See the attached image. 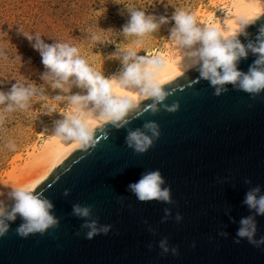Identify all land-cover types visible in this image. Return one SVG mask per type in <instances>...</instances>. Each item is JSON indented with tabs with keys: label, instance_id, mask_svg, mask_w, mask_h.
<instances>
[{
	"label": "water",
	"instance_id": "water-1",
	"mask_svg": "<svg viewBox=\"0 0 264 264\" xmlns=\"http://www.w3.org/2000/svg\"><path fill=\"white\" fill-rule=\"evenodd\" d=\"M260 23L264 16L246 28L249 38ZM255 58L249 54L238 69L247 72ZM198 75L191 70L165 85L173 89L165 103L178 101L179 111H148L128 125L135 129L147 120L160 125L161 136L147 153L135 154L126 146V130L110 124L98 127L94 148L71 151L37 186L53 203L60 227L25 239L15 232L22 222L17 217L0 238V264H264V245L234 243L241 217L252 214L242 203L245 193L256 185L264 193V93L252 100L227 85L229 91L217 97ZM155 169L164 186H171L174 203L140 202L128 191L127 185ZM65 189L70 195H63ZM75 203L94 205L93 216L112 225L111 231L85 239L84 221L72 215ZM165 208L171 216L161 223ZM256 221L259 239L264 216ZM164 237L170 247H179L178 256L160 255Z\"/></svg>",
	"mask_w": 264,
	"mask_h": 264
},
{
	"label": "clouds",
	"instance_id": "clouds-1",
	"mask_svg": "<svg viewBox=\"0 0 264 264\" xmlns=\"http://www.w3.org/2000/svg\"><path fill=\"white\" fill-rule=\"evenodd\" d=\"M264 16V11L257 6L249 16L237 18L235 24L227 15L223 20L210 17L207 22L198 21L197 14L187 8H175L171 15L174 26L171 27L165 47L169 45L180 52L178 62L184 72L195 70L198 79L209 82L214 96H221L229 91L227 85L234 90L247 93L252 100H256L264 93V23H260L254 38H249L246 31L249 25ZM169 23L167 15L146 14L142 9L128 8L127 22L122 26L125 37H134L130 47L123 50L120 57L122 69L118 74L105 76L102 70L92 66L81 55V50L75 44L66 41H57L51 44L41 39L40 33L23 32L24 37L32 43L41 57L45 72L41 75L42 81L52 90H59L51 99L45 88L36 84L27 85L17 82L7 91H0V127L7 120L9 114L26 112L30 108V101H46L43 105L49 114L58 112L62 119L55 121L50 134L64 144L76 145L82 149L94 148L97 144V122L110 124L114 129H125L126 146L137 155H143L154 147L161 136L160 125L154 120H147L142 127L132 129L128 127L133 119L145 112L152 115L162 110L176 113L180 109L178 101L172 104L165 103L173 89L165 87L174 77L161 79L160 73L167 65V60L162 52H149L144 50V55L138 54V49L143 48V41L152 34L157 33L162 25ZM91 33L92 43L101 42L103 36L94 30ZM245 37L247 43L239 38ZM249 54L256 57L249 65L247 72L238 69L241 60H247ZM0 58L7 59L5 51L0 48ZM180 72L175 75H180ZM83 90L82 93L71 94V88ZM150 101V103L142 102ZM61 102L64 106L61 107ZM251 106V105H249ZM9 151H15L16 143L8 139L3 144ZM251 184L250 179L244 180ZM166 180L159 169L148 170L141 174L138 181L127 185L138 201H158L165 204L174 203L171 186H164ZM38 182L21 186H10L6 199H0V238L5 237L10 224L17 217L21 223L15 232L21 238L30 235L47 234L49 230L60 227V218L52 212L53 203L37 191ZM5 194L0 192V197ZM64 196L70 195V189H65ZM122 202V198L120 200ZM250 215L241 217L236 232L234 243L241 240L254 247L264 245V236L256 238L258 225L257 216H264V193L261 186L249 188L245 193L243 202ZM94 205L75 203L72 205V215L82 219L81 224L85 239L91 240L98 235H107L111 229L110 224H100L99 218L93 216ZM171 216L168 208L164 209L161 223L167 222ZM183 216L177 212L175 221L180 223ZM147 223V221H145ZM155 235V230L149 229ZM76 235H80L79 232ZM220 236L227 237V232H219ZM195 247V244L192 245ZM148 247L151 249L152 245ZM158 247L160 255L169 253L179 255L178 246H169L168 238H162Z\"/></svg>",
	"mask_w": 264,
	"mask_h": 264
},
{
	"label": "rangeland",
	"instance_id": "rangeland-1",
	"mask_svg": "<svg viewBox=\"0 0 264 264\" xmlns=\"http://www.w3.org/2000/svg\"><path fill=\"white\" fill-rule=\"evenodd\" d=\"M227 3L225 0H0V48L7 55V59L0 58V91L7 92L14 83L20 82L44 87L49 99L59 94V90H52L42 81L41 75L46 70L40 54L32 47L34 40L29 42L23 32L33 36L38 32L48 44L57 41L75 44L93 67L108 76L122 69L123 50L132 46L131 40L135 39L122 33L129 7L142 9L157 18L169 17V23L143 41L138 54L144 55L145 49L149 52L166 50L164 45L174 26L170 17L176 7L195 12L200 21L209 12L221 15ZM89 30L101 33L102 41L92 43ZM82 91L75 87L70 89L71 94ZM45 103L33 98L28 111L9 114L0 127V182L7 178L6 172L14 165H22L28 154L40 146L47 130L61 117L58 112L49 114L43 107ZM3 107L0 105V110ZM8 139L16 143L15 151L3 147Z\"/></svg>",
	"mask_w": 264,
	"mask_h": 264
},
{
	"label": "bare ground",
	"instance_id": "bare-ground-1",
	"mask_svg": "<svg viewBox=\"0 0 264 264\" xmlns=\"http://www.w3.org/2000/svg\"><path fill=\"white\" fill-rule=\"evenodd\" d=\"M228 3L226 4V9L219 16H215L212 12L206 14L200 21L207 22L210 17L213 18V22L216 19L223 20L225 15L232 20V23L237 22V18L241 16H249L253 13L255 8L259 6L261 11H264V0H225ZM164 53L167 60V65L164 69L161 70L160 78L167 79L170 76L174 79L179 76L187 73L184 72L178 62L180 57V52L173 49L170 45L166 47V50L159 51ZM121 69H118L108 76L113 74H118ZM191 71V70H190ZM180 72V75H175V73ZM189 72V71H188ZM107 77V76H106ZM62 119V116L57 120ZM55 122L50 126L49 130L45 133V138L39 147L31 151L26 157L24 163L21 165H14L7 173V178L0 182V192H3L5 195L0 197V199L7 198V192L10 190V186H21L29 183L42 182L51 171L61 164L65 158L69 155L78 146L64 144L59 139L52 137L50 134L54 128ZM98 127L102 124L98 121Z\"/></svg>",
	"mask_w": 264,
	"mask_h": 264
}]
</instances>
